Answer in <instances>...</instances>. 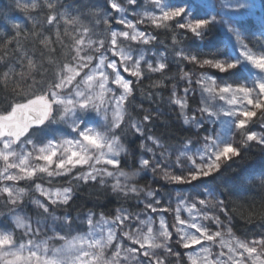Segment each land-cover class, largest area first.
<instances>
[{
  "label": "snow or ice",
  "instance_id": "obj_1",
  "mask_svg": "<svg viewBox=\"0 0 264 264\" xmlns=\"http://www.w3.org/2000/svg\"><path fill=\"white\" fill-rule=\"evenodd\" d=\"M15 3L25 23L0 14L11 28L0 37V264H264V234L238 237L219 198L257 175L264 185V0H105L103 9L83 0ZM140 25L181 33L172 36L171 59L167 47L146 55L158 38ZM53 27L54 38L46 34ZM213 35L204 58L182 43L203 45ZM172 63L180 71L164 77L178 81L167 103L180 131L194 136L180 138L164 121L154 134L165 113L133 103L145 73L163 74ZM144 95L152 101L156 93ZM257 122L261 131L250 130ZM60 125L66 130L53 127ZM253 145L257 160L246 155ZM149 174L159 188L139 184ZM89 184L129 207L73 216ZM161 188L179 190L174 206Z\"/></svg>",
  "mask_w": 264,
  "mask_h": 264
},
{
  "label": "trees",
  "instance_id": "obj_2",
  "mask_svg": "<svg viewBox=\"0 0 264 264\" xmlns=\"http://www.w3.org/2000/svg\"><path fill=\"white\" fill-rule=\"evenodd\" d=\"M68 2L71 3L72 0H68ZM83 2L86 3L85 0H83ZM102 7L103 8L105 7V0H102ZM18 10L19 9H17L16 7L15 0H0V14H3L5 17H7L9 21H12V18L16 17V14L13 13L12 11H18ZM41 18L44 19L43 15L38 16L37 20L42 21ZM5 32L11 35L10 24L5 23L4 20L0 19V33L3 35V33ZM176 34H180V33H176ZM8 38L9 36H7V39ZM157 38H158V41L160 40V42L164 44L163 47H167L169 49V56H171V52L173 48V45L171 43V38L168 37L167 35H164L163 37L158 36ZM2 40H6V39H2ZM21 42L26 45L29 51L33 50V44L30 41H24L22 39ZM0 43H2V41H0ZM184 47L191 48L189 47L187 41ZM197 49H199L201 54L205 52L209 55L212 52V49H209V48L202 49V48L196 47L193 50L196 51ZM8 51L11 53L12 48L9 47ZM45 66L47 67V65ZM177 69L178 67L176 66V64H174V65H171L170 69L163 74L156 73V74H153L152 76L146 77L137 86V91L135 95L139 97V95L142 94L145 97L144 95L145 93L152 91L156 93V95H155V100L150 101L151 103L150 108L156 109L157 107L159 108L164 107L165 98L169 94V86L173 82V80L165 81L164 77L176 76ZM17 71H19V69H17ZM156 82H164L167 84V87L160 88V89H154V88L150 89L149 87L155 84ZM145 83H147L148 85L147 87H144ZM9 87H12L11 83L9 84ZM158 97H162L163 104L160 102ZM163 112L165 113L164 108H163ZM159 120L162 121V118H160ZM163 120H166V119L163 117ZM170 124H172L171 130L174 131L180 138L185 137V135L182 134L183 132L180 131V126H175L174 122ZM150 126L151 128L153 127V125L151 124ZM155 128H159L160 132L165 131L164 127L160 125L155 124ZM247 157L250 160L252 156L247 155ZM224 177L229 178L230 171L226 170L224 172ZM259 181H260V178H255V180L254 181L252 180V182H246V184L240 189L239 192L233 193L234 196L229 198V202H230L229 203V210H230L229 215L231 216V219L233 220V225H234L233 227L235 228L236 231H239L242 233H255V234L264 233V185H262V187H259L258 186ZM117 203L119 204L121 203V201L117 202L115 198L108 200L103 195L102 190L97 185H94L92 187L87 186V188L83 192H80L79 196L73 201L72 207L74 206V210H78V211H81V210L85 211L87 210V208H89L94 211L103 210L105 213H110L112 212L114 206ZM98 205H102V207Z\"/></svg>",
  "mask_w": 264,
  "mask_h": 264
},
{
  "label": "bare ground",
  "instance_id": "obj_3",
  "mask_svg": "<svg viewBox=\"0 0 264 264\" xmlns=\"http://www.w3.org/2000/svg\"><path fill=\"white\" fill-rule=\"evenodd\" d=\"M85 2H86L85 4H95V5H97L98 7H100L101 9H103V7H102V0H85ZM12 12L16 14V17H15V18H12V21L19 22V23H22V24L25 23V13H24L23 11L18 10V11H12ZM41 15H42V14H41ZM39 16H40V15H39ZM36 19H38V16L36 17ZM41 20H42L41 22H43V19H42V18H41ZM39 21H40V20H39ZM84 23H85V24H88V21L85 20ZM29 26H30V25H29ZM61 30L63 31V28H61ZM97 30L100 31V32H103V28H99V29H97ZM46 34L51 35V36H53V38H54L55 28H54V27H53V28H49V29L47 30ZM0 37H2V39H7V36H3L1 33H0ZM5 37H6V38H5ZM179 37H180V36H179ZM215 39H216L215 36L211 37L210 39H206V41H205V45H206V47L212 46L213 43L215 42ZM0 41H2V40H0ZM262 42H264V41H262ZM65 43H69V41H65ZM182 43H183V46H185L186 41H183ZM28 44H29V43H28ZM54 47L57 48V52H58V53L63 52V51H66V49H60L59 45H54ZM204 56H206V55H202L201 58H204ZM174 64H175V63H174ZM174 64L172 63L171 65H174ZM46 65H47V64H46ZM190 69L195 70V69H198V68H196V67L193 66V65H187V66H185V70H190ZM198 70H199V69H198ZM199 71H200V70H199ZM206 71H208L210 75H212V74L215 73V70H208V69H206ZM173 83H174V80H173ZM2 95H3V92H0V96H2ZM158 98H159L160 102L163 104V101H162V99H161L162 97H158ZM133 103H134L135 105H137V106L143 104V108H144L145 110H149V109H148V106H147V104H146V102H145L143 99H141L140 97H138V96H136V99L133 101ZM160 108H161V111L163 112V107H160ZM141 114H143V113H139V115H141ZM163 121L166 122L167 120H163ZM172 122H174V120H172L171 123H172ZM170 125H172V124H170ZM174 125H175V126H178V125H177V120H176V122H174ZM180 126H181V124H180ZM53 127H55V126H53ZM61 128H62V127H61ZM250 130H252V131H256V132H260V131H261L260 123L257 122V124L253 125V126L251 127ZM182 132H183V131H182ZM182 134L185 135L186 137H189V136H192L194 133H192V132H183ZM176 135H177V134H176ZM177 136H178V135H177ZM235 139L238 141V140L240 139V137H239V136H236ZM175 142H176V141H173V143H175ZM137 143H139V142H137ZM259 153H260V149H259L258 147H256L255 145H253V146H252V149H251L246 155H251V156H252L250 160H257L258 157H259ZM142 179L145 180L144 184H145L146 186H149V187H152L153 189H155V183H154V184L151 183V181L153 182L151 174H149V175H147V176H144ZM139 184L141 185L140 181H139ZM88 186H89V187H92V186H94V184H89ZM258 186H259V187H262V185H261L260 183H258ZM159 187H160V184H159V186H158L157 188H159ZM221 187H223V186H221ZM86 188H87V186H86V187H82L81 190H80V192H83ZM160 190H161V192H163V193L165 194V197H166V198H168V194L171 193V192L173 191L171 188H161ZM186 190H187L188 193H191V194H192L191 196H195V195H196V191H197L196 189H193V188H191V187H185V188L183 189L184 193L186 192ZM177 191H179V190H177ZM177 191H173V193H174V194H177ZM239 191H240V190H239ZM239 191H237V192H239ZM175 196H176V195H175ZM232 196H234V194H226V195L223 196V197H219V198L225 200V203H226L227 208H228V214L230 213V210H229V203H230V202H229V198L232 197ZM121 203H123L125 207H129V203L124 202V201H121ZM131 203H132V205H133L132 210H133V211L137 210V209H135V207H134V205H135V199H133ZM96 212L99 213V212H104V211H103V210H97ZM104 213H105V212H104ZM106 215H109V216H110V214H107V213H106ZM183 215H184V214H183ZM184 216H185V215H184ZM221 219H224V217L221 216ZM171 220H172V216H171V219H170L169 221L171 222ZM213 230H214V229H213ZM235 234H236L238 237H241V238H249V239L261 235V234H255V233H242V232H239V231H235ZM173 247H174L175 250H179V249L176 248V245H175L174 242H173ZM173 263H174V262H173Z\"/></svg>",
  "mask_w": 264,
  "mask_h": 264
},
{
  "label": "rangeland",
  "instance_id": "obj_4",
  "mask_svg": "<svg viewBox=\"0 0 264 264\" xmlns=\"http://www.w3.org/2000/svg\"><path fill=\"white\" fill-rule=\"evenodd\" d=\"M141 4H143V0H141ZM114 15H115V13H113ZM129 18L130 19H132L133 17L132 16H129ZM117 27H122V26H117ZM140 28H141V30H144V31H148V32H151L152 34H154V35H156L157 37L158 36H164V35H166V33H168V32H170L171 34H173L174 35V30H176L175 28H174V30L172 29V30H164V29H155L154 27H152V26H150V25H140L139 26ZM134 48L136 47V45H135V42H133V45H132ZM146 48H147V52H146V55H149V54H151L152 52H155V51H163V44H162V46H159V47H153V46H145ZM209 49H212V46H209L208 47ZM154 49H155V51H154ZM205 49H207V47L205 46ZM179 68L177 69V73H176V76H177V74L179 73ZM185 71H193V72H199V70L198 69H195V70H193V69H190V70H185ZM0 72H2V69H0ZM146 73H148V72H146ZM151 74H154V73H151ZM122 75H124L125 76V78L126 79H133L134 81H135V78L134 77H130L129 76V74H127V73H123L122 72ZM178 81L177 80H174V83H177ZM173 82L170 84V86H169V89H171V87H172V85L174 84ZM148 85H147V83H145L144 84V87H147ZM181 88H183L184 87V84L183 83H180V85H179ZM150 89H152L151 87H149ZM155 89V88H154ZM137 91V90H136ZM139 97L142 99L143 98V100L146 102V104H147V106H148V109L151 107V103H150V101L147 99V98H145L142 94H140L139 95ZM154 100H155V98H154ZM198 100H199V97L197 96V98H196V100H193V101H191V106H193V104L194 105H198ZM153 101V100H152ZM171 106V105H170ZM172 107V106H171ZM149 110H151V111H154L155 109H152V108H150ZM172 114H171V111H169V114H167V113H165V115L163 116L166 120H167V123H171V121L172 120H177V110L176 109H174L173 107H172ZM144 114V113H143ZM143 114H141V116L143 115ZM163 117H161L162 118V121H163ZM154 123L156 124V125H160V126H162V124H161V121L160 120H156V121H154ZM55 127H59V128H61L62 127V129H65V126H63V125H60V126H55ZM148 127L149 128H151V126L150 125H148ZM66 130V129H65ZM161 132H160V129L159 128H155L154 129V134H157V135H159ZM137 142H139V141H137ZM128 163L129 164H132L133 163V161H132V159H131V157H129L128 158ZM0 166H2V165H0ZM153 180V179H152ZM140 181V183H141V185H145L144 184V182H145V180H143V179H140L139 180ZM109 182H111V181H109ZM63 183H64V181H63ZM151 183L152 184H154L152 181H151ZM20 187H26L27 185L25 184V183H23V182H21L20 183V185H19ZM159 186V184L158 183H155V188H157ZM150 188H152V187H150ZM251 188V187H250ZM251 191V190H250ZM185 194L186 195H192L191 193H188L187 191L185 192ZM175 195L176 194H174L173 193V191L171 192V198H172V204H173V206L175 205ZM165 199H167L166 197H165ZM0 202L1 203H3V200L2 199H0ZM78 208V207H77ZM30 210H31V208H30ZM72 214H73V216H76L77 215V212H78V210H74V206L72 207ZM87 210H91V209H88L87 208ZM85 212H87V211H85ZM31 213V212H30ZM59 214V213H58ZM184 215L186 216L187 214L186 213H184ZM167 219L168 220H170L171 219V215H168L167 216ZM175 250V249H174ZM174 264V263H173Z\"/></svg>",
  "mask_w": 264,
  "mask_h": 264
}]
</instances>
